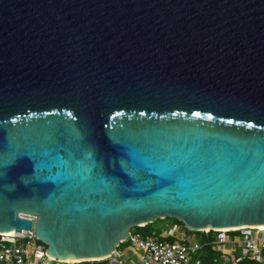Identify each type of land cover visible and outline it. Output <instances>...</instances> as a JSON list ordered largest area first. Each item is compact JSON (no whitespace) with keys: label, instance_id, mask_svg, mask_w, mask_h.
I'll list each match as a JSON object with an SVG mask.
<instances>
[{"label":"water","instance_id":"water-1","mask_svg":"<svg viewBox=\"0 0 264 264\" xmlns=\"http://www.w3.org/2000/svg\"><path fill=\"white\" fill-rule=\"evenodd\" d=\"M166 217L264 224V0H0V233L88 259Z\"/></svg>","mask_w":264,"mask_h":264},{"label":"built area","instance_id":"built-area-1","mask_svg":"<svg viewBox=\"0 0 264 264\" xmlns=\"http://www.w3.org/2000/svg\"><path fill=\"white\" fill-rule=\"evenodd\" d=\"M187 231L175 223L158 234L142 236L130 231L110 254L75 261L47 255L45 245L35 238L33 230L3 232L0 264H202L207 247L213 251V264H238L244 259L264 264V227L242 225L197 231L204 232V241Z\"/></svg>","mask_w":264,"mask_h":264},{"label":"trees","instance_id":"trees-1","mask_svg":"<svg viewBox=\"0 0 264 264\" xmlns=\"http://www.w3.org/2000/svg\"><path fill=\"white\" fill-rule=\"evenodd\" d=\"M166 218H169V217H166ZM166 218H163V219H166ZM158 219V218H157ZM156 219V220H157ZM173 219V221H175V224H177L179 221H177L176 219L174 218H171ZM162 220V219H160ZM155 221V220H154ZM153 221V222H154ZM181 223V222H180ZM151 223H147V224H144L142 226H136V230H134L133 232H138L140 233L142 236H146V235H149L145 232H148V228L150 226ZM187 231V230H186ZM198 233L199 235L197 236V238L200 240V241H204L205 239V234L204 232H196ZM210 234H208V237H211ZM204 250V249H203ZM213 256V251L210 247H207L205 251H203V256H202V264H213L212 261H211V257ZM238 264H258L256 262H253V261H250V260H247V259H244L242 260L241 262H239Z\"/></svg>","mask_w":264,"mask_h":264},{"label":"rangeland","instance_id":"rangeland-1","mask_svg":"<svg viewBox=\"0 0 264 264\" xmlns=\"http://www.w3.org/2000/svg\"><path fill=\"white\" fill-rule=\"evenodd\" d=\"M175 221H173V219L171 218H166V219H157L155 220L154 222H152V224H150L149 228H148V232H145L147 234H152V233H160L163 229H165L166 227L168 226H171L172 224H174ZM177 225L181 228V229H184L182 223L178 222ZM134 230H136L135 227L131 228V232H133ZM188 235L196 238L199 234L196 233V232H193V231H187Z\"/></svg>","mask_w":264,"mask_h":264},{"label":"bare ground","instance_id":"bare-ground-1","mask_svg":"<svg viewBox=\"0 0 264 264\" xmlns=\"http://www.w3.org/2000/svg\"><path fill=\"white\" fill-rule=\"evenodd\" d=\"M254 226H258L263 228L264 224H259V225H254ZM229 228H233V227H229ZM205 229H208L207 227ZM221 229H227V228H221ZM10 232V231H8ZM60 259L65 260V261H75V260H80L81 258H72V257H61Z\"/></svg>","mask_w":264,"mask_h":264}]
</instances>
